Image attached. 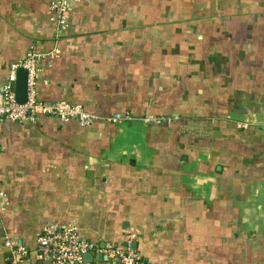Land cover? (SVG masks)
Masks as SVG:
<instances>
[{
    "label": "crops",
    "instance_id": "0c3cea01",
    "mask_svg": "<svg viewBox=\"0 0 264 264\" xmlns=\"http://www.w3.org/2000/svg\"><path fill=\"white\" fill-rule=\"evenodd\" d=\"M51 1L0 0V87L33 48L37 98L98 120L0 123V264L69 226L84 264H264V0H84L59 38Z\"/></svg>",
    "mask_w": 264,
    "mask_h": 264
},
{
    "label": "built area",
    "instance_id": "2783aa9c",
    "mask_svg": "<svg viewBox=\"0 0 264 264\" xmlns=\"http://www.w3.org/2000/svg\"><path fill=\"white\" fill-rule=\"evenodd\" d=\"M84 0H52L50 9L53 13V23L56 37H62L67 28L68 13L74 5ZM53 51V55H57ZM43 55L33 48L29 49L24 60L11 66L6 82L0 87V123L11 121L17 123L35 122L41 116L60 121L75 119L82 127H87L98 119L85 112L80 106L46 103L36 99V80L39 72V63ZM23 68L27 72V98L26 102L19 105L15 102L14 81L15 70ZM130 121L129 117L121 119L114 114L103 121L117 123ZM147 122V121H146ZM247 126L237 124V128L244 129ZM36 244L41 259L49 260L51 264H84L83 255L99 253L96 243L83 241L74 227L69 226L61 230L51 227L44 228L36 238ZM4 246L8 250L12 264H21L27 257L28 252L11 240H6ZM111 264H138L137 255L129 248L107 244L101 251ZM94 264H100L95 262Z\"/></svg>",
    "mask_w": 264,
    "mask_h": 264
},
{
    "label": "water",
    "instance_id": "95a60500",
    "mask_svg": "<svg viewBox=\"0 0 264 264\" xmlns=\"http://www.w3.org/2000/svg\"><path fill=\"white\" fill-rule=\"evenodd\" d=\"M14 93H15V102L19 105H22L26 102L27 98V72L23 68H17L15 70V81H14ZM130 249H134V246L131 245ZM93 259L92 254L87 253L83 255V261H91ZM98 262L107 261V258L102 255H97L95 258Z\"/></svg>",
    "mask_w": 264,
    "mask_h": 264
},
{
    "label": "trees",
    "instance_id": "16d2710c",
    "mask_svg": "<svg viewBox=\"0 0 264 264\" xmlns=\"http://www.w3.org/2000/svg\"><path fill=\"white\" fill-rule=\"evenodd\" d=\"M36 99L39 100V99L37 98V95H36ZM42 102H43V101H42ZM46 103H51V102H46ZM144 125H147V123L144 124ZM138 264H139V262H138Z\"/></svg>",
    "mask_w": 264,
    "mask_h": 264
}]
</instances>
